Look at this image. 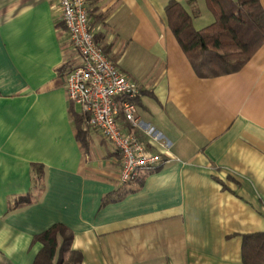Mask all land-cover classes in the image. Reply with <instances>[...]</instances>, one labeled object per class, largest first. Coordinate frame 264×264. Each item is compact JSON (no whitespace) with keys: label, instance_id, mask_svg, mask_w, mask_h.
I'll return each instance as SVG.
<instances>
[{"label":"crops","instance_id":"1","mask_svg":"<svg viewBox=\"0 0 264 264\" xmlns=\"http://www.w3.org/2000/svg\"><path fill=\"white\" fill-rule=\"evenodd\" d=\"M169 1L86 2L103 51L140 87V118L169 141L160 150L119 114L166 158L121 184L120 152L67 95L80 55L58 0H0V264H34L33 236L56 222L81 264H246L245 234L264 233V43L239 70L202 77ZM180 1L195 27L214 20Z\"/></svg>","mask_w":264,"mask_h":264},{"label":"trees","instance_id":"2","mask_svg":"<svg viewBox=\"0 0 264 264\" xmlns=\"http://www.w3.org/2000/svg\"><path fill=\"white\" fill-rule=\"evenodd\" d=\"M206 3L214 20L197 28L187 6L180 0H170L165 6L169 26L198 75L217 76L237 71L264 43V5L261 0H206ZM89 26L93 31L90 21ZM93 36L98 42L94 31ZM64 67L65 64L61 68ZM165 159L160 157L162 162ZM141 171L129 184L142 178ZM19 199L16 198L15 205L31 201L29 195ZM73 238L74 231L62 222L35 234L33 241H40L42 248L34 264H81L83 254L73 247ZM243 260L246 264H264L263 232L245 234Z\"/></svg>","mask_w":264,"mask_h":264},{"label":"built area","instance_id":"3","mask_svg":"<svg viewBox=\"0 0 264 264\" xmlns=\"http://www.w3.org/2000/svg\"><path fill=\"white\" fill-rule=\"evenodd\" d=\"M87 0H58L61 19L80 55V62L65 75L68 97L81 105L90 126L97 128L121 155V183L135 178L139 170H151L160 159L135 131L124 132L118 122L121 114L132 129H142L149 142L168 148L167 140L154 125L145 124L136 102L140 87L116 65L96 42L89 26ZM160 152V151H159Z\"/></svg>","mask_w":264,"mask_h":264},{"label":"rangeland","instance_id":"4","mask_svg":"<svg viewBox=\"0 0 264 264\" xmlns=\"http://www.w3.org/2000/svg\"><path fill=\"white\" fill-rule=\"evenodd\" d=\"M200 4H203V6L207 9V11L209 12V14L211 15V19L213 18V15L211 13V11L209 10V8L207 7L206 1L205 0H198ZM201 19L197 20V26H202L201 24H205V23H201ZM199 24V25H198Z\"/></svg>","mask_w":264,"mask_h":264}]
</instances>
